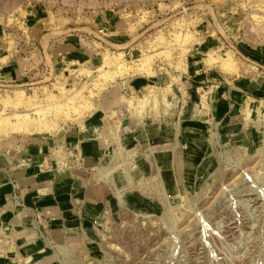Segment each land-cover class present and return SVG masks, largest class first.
Listing matches in <instances>:
<instances>
[{
    "label": "rangeland",
    "instance_id": "374dc122",
    "mask_svg": "<svg viewBox=\"0 0 264 264\" xmlns=\"http://www.w3.org/2000/svg\"><path fill=\"white\" fill-rule=\"evenodd\" d=\"M36 107L0 264H264V0H0V116Z\"/></svg>",
    "mask_w": 264,
    "mask_h": 264
},
{
    "label": "bare ground",
    "instance_id": "6f19581e",
    "mask_svg": "<svg viewBox=\"0 0 264 264\" xmlns=\"http://www.w3.org/2000/svg\"><path fill=\"white\" fill-rule=\"evenodd\" d=\"M223 66L228 68L229 66H232L231 60L226 59ZM65 104H67V102ZM33 106V104H30V107ZM49 112L50 111L45 108L36 107V113L38 115L37 118H31L26 114L16 115L14 117L12 116L13 118L0 116V138H4L12 134L39 135L47 133L48 131H50V129H52V122L50 123V121H48L49 119L47 120V115Z\"/></svg>",
    "mask_w": 264,
    "mask_h": 264
},
{
    "label": "crops",
    "instance_id": "0c3cea01",
    "mask_svg": "<svg viewBox=\"0 0 264 264\" xmlns=\"http://www.w3.org/2000/svg\"><path fill=\"white\" fill-rule=\"evenodd\" d=\"M11 193L12 192L7 187L0 186V224L7 222V224L11 223L12 225L17 226L19 222L18 218L15 216L13 219L11 215L7 214L8 207H10L9 205L11 203ZM13 249L7 248V251H14Z\"/></svg>",
    "mask_w": 264,
    "mask_h": 264
}]
</instances>
